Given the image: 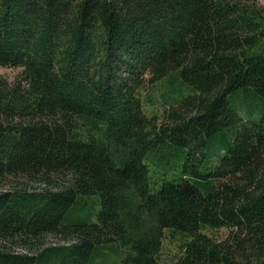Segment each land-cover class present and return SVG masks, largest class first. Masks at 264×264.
I'll return each instance as SVG.
<instances>
[{
	"label": "trees",
	"instance_id": "1",
	"mask_svg": "<svg viewBox=\"0 0 264 264\" xmlns=\"http://www.w3.org/2000/svg\"><path fill=\"white\" fill-rule=\"evenodd\" d=\"M0 66V264H264V3L0 0Z\"/></svg>",
	"mask_w": 264,
	"mask_h": 264
},
{
	"label": "rangeland",
	"instance_id": "2",
	"mask_svg": "<svg viewBox=\"0 0 264 264\" xmlns=\"http://www.w3.org/2000/svg\"><path fill=\"white\" fill-rule=\"evenodd\" d=\"M260 1L261 3H264V0H260ZM19 71L20 68H10V67L0 66V74L8 75L11 78L15 77V75ZM157 107L160 109V105L159 106L157 105ZM239 110L243 111L242 109H240V107ZM42 185L37 184L34 186L42 187ZM99 209H100L99 196L91 195V196H85V199H83L77 206H75V208H73L71 212H75L76 214L82 217H87V215L91 212L98 213ZM214 233L218 236H222L223 234L226 233V230L220 229L214 231ZM183 241H184V236L182 234H178V233L172 234L171 231L166 230L165 238L163 240V247L161 251V259L165 262H169V263L172 262L173 259L176 257V255H178L180 251V245L183 243ZM73 242L74 241L72 240L67 244H72ZM63 244H65L64 241H61L59 238L53 235H49L45 246L63 245ZM123 255L124 252L122 251L120 245L118 243H115L113 245L108 246L106 249L102 250V252L99 253L98 257L96 258V264H121Z\"/></svg>",
	"mask_w": 264,
	"mask_h": 264
}]
</instances>
